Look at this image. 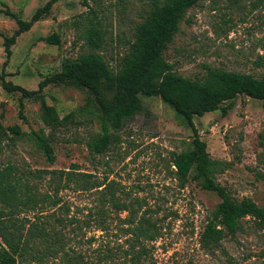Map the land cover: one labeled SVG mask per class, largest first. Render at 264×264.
<instances>
[{
  "label": "rangeland",
  "instance_id": "374dc122",
  "mask_svg": "<svg viewBox=\"0 0 264 264\" xmlns=\"http://www.w3.org/2000/svg\"><path fill=\"white\" fill-rule=\"evenodd\" d=\"M47 1L0 0V73L5 70L7 81L28 90H38L40 82L61 72L65 63L91 51L116 69L152 0H57L43 19L17 37L5 66L6 39L18 29L16 18L7 12L30 20ZM97 20L103 41L93 50L86 30ZM48 36H58L60 43L43 39ZM164 54L175 72L193 79L205 76L207 66L260 78L264 71V0H200L186 12ZM142 100L143 110L113 131L108 151L94 155L87 142L100 131L102 111L88 88L52 83L37 95L23 98L21 91L4 89L0 79V123L19 125L23 132L0 140V172L45 193L53 191L48 172L78 164L81 171L103 181L113 180L123 196H140L154 208L161 228L158 239L146 242L148 256L140 264H264V231L249 218L241 221L242 230L219 245L207 248L202 244L204 225L221 199L195 181L180 185L170 160L174 152L192 148V130L160 97L143 96ZM44 103L60 117L74 112L75 121L51 134L44 122ZM194 121L212 159L219 162L217 181L234 198L250 197L264 206L263 101L242 93L227 115L217 110L196 116ZM43 134L50 136L54 163L40 147L37 135ZM25 188L20 186L19 192ZM60 194L69 204L88 202L86 196L69 188L62 187ZM88 234L95 237L92 244L85 239L83 247L93 260L105 245L117 249L128 244L115 229L109 234L100 230Z\"/></svg>",
  "mask_w": 264,
  "mask_h": 264
},
{
  "label": "trees",
  "instance_id": "16d2710c",
  "mask_svg": "<svg viewBox=\"0 0 264 264\" xmlns=\"http://www.w3.org/2000/svg\"><path fill=\"white\" fill-rule=\"evenodd\" d=\"M57 0H48L39 7L30 20L16 18L18 29L6 39L7 60L12 56L11 46L17 37L43 19ZM96 3L102 0H93ZM126 2L128 0H119ZM200 0H152L147 15L139 22L129 51L112 68L97 51L84 53L65 63L61 72L46 77L38 90H28L6 80L0 73L4 89L21 91L23 98L42 92L52 83L88 88L101 107L100 131L89 139L87 147L94 155L108 151L113 143V131L143 110L142 97H160L180 115L192 130V148L174 152L170 164L182 187L195 181L203 189L216 192L221 201L209 217L201 235L202 244L210 248L222 239L235 236L242 230L241 221L251 219L257 229L264 231V206L250 197L239 200L231 196L216 177L219 163L212 159L207 142L199 133L194 118L220 110L227 115L239 95H247L264 103V71L261 77L207 66L205 76L190 78L175 72L174 65L165 57V50L179 31L186 12ZM97 18V15H95ZM92 23L86 30L87 43L93 50L102 45V30ZM49 43H60L58 36L44 37ZM261 66L264 67V58ZM103 85L105 87L103 88ZM112 89L111 93H104ZM21 113L23 100L20 102ZM44 122L53 132L68 122L75 121V113L64 117L52 106L43 104ZM23 134L19 125L5 127L0 123V140L9 135ZM50 134V135H51ZM47 159L56 161L50 136L37 135ZM52 192L41 193L36 185H27L0 172V264H140L148 256L146 242L161 236L154 208L140 196H123L114 181H103L92 173L81 171L78 164L69 170H52ZM25 186L23 193L19 187ZM86 196L85 204H69L60 194L61 188ZM31 214V216H29ZM124 214V215H123ZM116 221V222H115ZM114 224L113 227L111 224ZM111 229L128 239L127 245L114 249L104 246L97 259L86 255L84 240L92 244L91 231Z\"/></svg>",
  "mask_w": 264,
  "mask_h": 264
}]
</instances>
